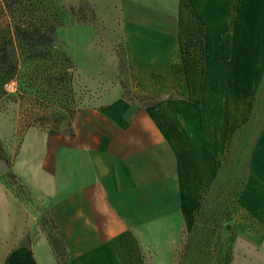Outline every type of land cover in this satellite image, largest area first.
<instances>
[{
    "label": "crops",
    "instance_id": "1",
    "mask_svg": "<svg viewBox=\"0 0 264 264\" xmlns=\"http://www.w3.org/2000/svg\"><path fill=\"white\" fill-rule=\"evenodd\" d=\"M87 1L88 17L61 26L71 59L108 79L124 61L137 95L162 96L98 97L74 113L70 135L27 131L16 169L20 161L41 175L31 186L67 244L68 264H160L162 248L174 261L200 179L224 148L220 109L228 112L229 94L252 83L264 60V0ZM204 41L211 65L200 69ZM217 80L229 91L217 113L200 116L181 95L213 102ZM0 264H60L36 215L1 179Z\"/></svg>",
    "mask_w": 264,
    "mask_h": 264
},
{
    "label": "rangeland",
    "instance_id": "2",
    "mask_svg": "<svg viewBox=\"0 0 264 264\" xmlns=\"http://www.w3.org/2000/svg\"><path fill=\"white\" fill-rule=\"evenodd\" d=\"M91 5L87 0L73 5L64 0H0V145L5 157L0 161V179L36 215L60 264H68L67 244L31 186L40 183L41 175L26 173L28 167L21 168L20 161L16 169L22 136L27 131L72 134L74 113L98 97L120 92L130 100L151 102L162 96L137 95L138 80L127 76L124 61L115 64L117 75L108 79L98 75L102 71H86L71 59L61 26L68 19L88 17ZM250 40L247 45L254 56L255 36ZM206 51L204 41L200 69L211 65ZM258 63L253 82L229 94L228 112L220 109L223 151L215 158L213 173L200 179V195L175 260L162 248L160 264H264V60ZM9 64L14 72L7 77ZM220 83L215 81L217 87L211 89L213 102L197 94L181 97L191 98L200 116L210 109L217 113L229 91Z\"/></svg>",
    "mask_w": 264,
    "mask_h": 264
},
{
    "label": "trees",
    "instance_id": "3",
    "mask_svg": "<svg viewBox=\"0 0 264 264\" xmlns=\"http://www.w3.org/2000/svg\"><path fill=\"white\" fill-rule=\"evenodd\" d=\"M69 8H71V7H69ZM12 72H14V65L13 64H9L8 66H7V68H6V71H4V73H5V75H7V77H9L11 74H12ZM5 159V157H4V155H3V151H2V147H1V145H0V161L1 160H4ZM57 254V253H56ZM57 257H58V254H57ZM59 259V258H58Z\"/></svg>",
    "mask_w": 264,
    "mask_h": 264
}]
</instances>
